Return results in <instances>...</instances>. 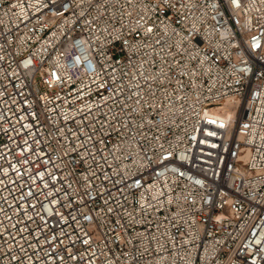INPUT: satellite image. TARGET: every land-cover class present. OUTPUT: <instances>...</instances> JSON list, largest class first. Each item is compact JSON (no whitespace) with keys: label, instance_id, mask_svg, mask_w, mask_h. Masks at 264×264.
Here are the masks:
<instances>
[{"label":"built area","instance_id":"obj_1","mask_svg":"<svg viewBox=\"0 0 264 264\" xmlns=\"http://www.w3.org/2000/svg\"><path fill=\"white\" fill-rule=\"evenodd\" d=\"M0 264H264V0H0Z\"/></svg>","mask_w":264,"mask_h":264}]
</instances>
